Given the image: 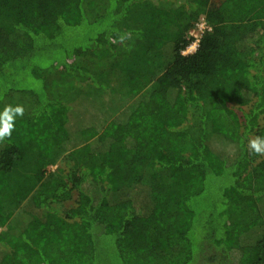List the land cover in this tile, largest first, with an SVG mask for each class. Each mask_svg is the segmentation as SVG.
I'll list each match as a JSON object with an SVG mask.
<instances>
[{
	"label": "trees",
	"instance_id": "trees-1",
	"mask_svg": "<svg viewBox=\"0 0 264 264\" xmlns=\"http://www.w3.org/2000/svg\"><path fill=\"white\" fill-rule=\"evenodd\" d=\"M17 96L0 264H264V0H0Z\"/></svg>",
	"mask_w": 264,
	"mask_h": 264
},
{
	"label": "clouds",
	"instance_id": "clouds-1",
	"mask_svg": "<svg viewBox=\"0 0 264 264\" xmlns=\"http://www.w3.org/2000/svg\"><path fill=\"white\" fill-rule=\"evenodd\" d=\"M131 38V33H124L119 35V41L124 42ZM195 45H190L188 50H183L182 55H187L189 51H194ZM24 107L22 104L15 106L9 104L6 105L2 111H0V141H4L6 138H10L15 128V122L17 117H23ZM249 150L257 155H264V137L256 136L248 141Z\"/></svg>",
	"mask_w": 264,
	"mask_h": 264
},
{
	"label": "rangeland",
	"instance_id": "rangeland-1",
	"mask_svg": "<svg viewBox=\"0 0 264 264\" xmlns=\"http://www.w3.org/2000/svg\"><path fill=\"white\" fill-rule=\"evenodd\" d=\"M104 72L99 73V75L101 76V82L103 83V85L108 86V87H113V88H119V85L121 83V81L123 80L122 78H120V72L121 70L118 69V67H115L114 69H110L109 67L106 68V70H103ZM87 93H89V90H86ZM93 95H98V93L93 94ZM26 99H30V98H26ZM11 103L13 105H16L17 103H19V98L18 96L14 98V100L11 101ZM24 104V109L27 110L28 107L30 105H32V101H22L21 104ZM10 104V98L7 99L6 101V105ZM22 104V105H23ZM3 110V108L1 109V111ZM56 167L52 168L55 169ZM103 245V250L104 252H108L109 249L111 250V247L114 246L112 238L110 237H103V241L101 242Z\"/></svg>",
	"mask_w": 264,
	"mask_h": 264
},
{
	"label": "built area",
	"instance_id": "built-area-1",
	"mask_svg": "<svg viewBox=\"0 0 264 264\" xmlns=\"http://www.w3.org/2000/svg\"><path fill=\"white\" fill-rule=\"evenodd\" d=\"M208 31V25L206 24V22L204 21V19L197 25L196 29L191 31V36L194 38V41L192 42L191 45H195L194 51H189L187 55L184 56H188L191 55L193 53L196 52L199 43H200V39L202 37V34L204 32ZM190 46V45H189ZM189 46L185 49L188 50Z\"/></svg>",
	"mask_w": 264,
	"mask_h": 264
}]
</instances>
